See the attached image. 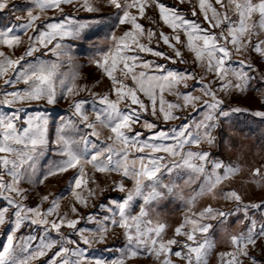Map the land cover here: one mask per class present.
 <instances>
[{"label": "snow or ice", "instance_id": "1", "mask_svg": "<svg viewBox=\"0 0 264 264\" xmlns=\"http://www.w3.org/2000/svg\"><path fill=\"white\" fill-rule=\"evenodd\" d=\"M106 3L115 10L112 13L115 25L108 48L94 63L110 84L107 92H97L87 84L78 85L74 75L61 78L58 63L41 58L44 52L41 57L35 56L41 49L56 57L65 55L59 41L51 48L49 45L57 37L81 38L90 25L73 18L72 12H98L95 0H31L23 5L0 0V10L11 4V11L26 12L24 16H15V21L21 23L0 27L3 81L0 105L14 108L10 113L0 112V199L6 202V206L0 207V228L11 226L6 246L0 250V264H33L50 251L52 255L44 264H125L126 260L141 255L155 257V264H209V254L215 248V240L208 235L213 228L211 221L223 224L241 209L248 227L229 236L232 250L220 253L222 264H264L254 255L258 241L264 249V223L258 225L254 216H249L250 210L264 213V201L245 204L239 191L228 189L222 190L221 195L236 205L234 209L225 211L208 203L202 210L192 211L199 198L216 199L219 186L240 171L238 166L213 158L208 149L200 146L217 143L214 132L221 117L244 111L226 108L220 93L225 96L245 93L253 89L254 81L264 83V64L257 68L252 60L255 54L264 61V0H216L217 6L199 0L198 9L191 0H176L173 5L162 0H106ZM185 3L191 7V17H196L199 11L203 19L185 16L180 7ZM149 9L158 10L159 20L171 33L151 26L157 20L147 15ZM48 11L58 17L41 21ZM142 20H147V28ZM121 26L122 34L117 36L115 28ZM153 39L155 47L151 46ZM161 43L170 51L160 49ZM22 47V53L17 55L16 50ZM182 48L192 54L191 61L185 58ZM142 53L160 61L148 59ZM236 56L244 59L237 61ZM180 64L187 67H175ZM82 91L91 92L94 120H90L85 108L90 101L77 98ZM166 94L175 100L166 99ZM70 97L71 116L61 119L53 141L61 159L38 174L37 163L50 149V117L46 111L28 113L27 109L34 105H55L59 99ZM189 109L202 113V118L193 120L189 115L170 130L161 127L180 120ZM145 113L154 119L143 118ZM254 115L264 117V111H256ZM137 124L148 130L150 139L144 138L142 131H134ZM81 125L90 131L81 134ZM101 128L107 131L102 133ZM146 149L151 154H168L172 158L170 164L164 163L165 156L151 155ZM162 168L168 173L187 168L193 175L186 183L203 177L198 190L188 198L190 214L168 239L164 235L166 223L153 225L152 220L145 219L149 215L148 206L154 202L173 194L184 199L179 185L163 183L159 175ZM69 171H72L69 191L73 199L67 212L60 210L62 197L52 193L42 195L35 206L25 203L32 193L23 185L43 184L50 177ZM253 178L257 184H264L260 168L254 170ZM126 179L132 181L131 187L125 184ZM109 182L125 197L101 203L99 214L83 213V209L90 207L89 200L101 195L106 190L102 185ZM137 198L142 199L143 205L133 214L131 208ZM45 202H49L47 208ZM81 220L95 227L80 226ZM25 226L43 230L44 235L35 247V235H16ZM115 229H122L126 239L121 256L111 261L89 257L88 247L107 243ZM53 231L56 238L50 236ZM180 236L185 239L176 238Z\"/></svg>", "mask_w": 264, "mask_h": 264}, {"label": "crops", "instance_id": "2", "mask_svg": "<svg viewBox=\"0 0 264 264\" xmlns=\"http://www.w3.org/2000/svg\"><path fill=\"white\" fill-rule=\"evenodd\" d=\"M211 0H208L210 2ZM31 0H11L12 4L16 5H23L26 3H30ZM96 4L97 1L95 0ZM176 2V0H169L168 5H173ZM191 4L195 5L198 9V4L199 0H191ZM213 5H216V0H213ZM98 6V5H97ZM105 5L99 4L100 10L95 13H89L83 10H80L78 12H72L73 18L80 20L82 22H88L89 27L85 29V31L82 33L81 38L79 39H74L72 37H65L61 40V38L57 37V40H53L52 44L49 45V48H51L57 41H59L62 46L63 50L66 51L65 55H61L60 57H56L53 55L51 52H46V50L41 49L39 52L35 53V56L41 57V53L44 52L45 55L41 58L43 59H48L52 60L58 63L59 68H58V75L61 78H64L65 76L67 77H72L73 75L76 77L75 82L83 86L85 84L88 85L89 89L92 91H97V92H107L109 88L110 81L105 78L102 75V70H99L94 63V60L99 58L101 53L105 51L108 46H109V37L111 35L110 33V27L108 26L110 23V20L115 21V17L112 15L114 13V9H105L103 10L102 7ZM184 10V15L187 17H190L192 19L196 20H202L203 16L202 14L199 13L196 17H191V7L189 4L185 3L180 6ZM11 9V4L9 8L0 10V27L7 26L8 24L15 22V23H21V21H15V16L16 15H21L24 16L26 15V12L24 11H16L13 12L10 10ZM68 9H66L67 11ZM148 16H151L152 18L157 20V24L151 25L152 27H159L161 28L164 32L166 33H171V29L165 25L161 20L158 18V10L156 9H149ZM58 17V14L53 13L52 11L46 12L43 16H41V21L48 20L49 18H56ZM40 21H38L39 23ZM142 23L145 24V27L147 28L148 22L147 20H142ZM122 28L123 26L119 28H115V33L117 36H120L122 34ZM113 32V31H112ZM33 33L30 31L28 33L29 36H31ZM25 44L23 47L27 46V37H24ZM184 40V37H182V41ZM147 43V41H144ZM151 46L155 47L156 46V41L153 39ZM22 48H18L16 50V54L19 55L23 51ZM160 49L164 51H170V49L166 46L163 45L162 43L159 45ZM182 51H184L185 58L188 59L189 61L192 60V54L188 52L186 49L182 48ZM142 56L152 59L155 61H160V58H157L155 56H152L151 54L148 53H142ZM28 59H32L31 57ZM235 60H242L244 59L242 56H236L234 58ZM258 61L253 60L254 66L257 68H260L262 64H264V61L261 59H257ZM86 66V67H85ZM85 67V68H84ZM175 67L179 68H185L187 65H176ZM84 68V69H83ZM97 81L100 83L97 84ZM3 81L0 80V84H2ZM95 85V87H93ZM18 87H23V85H18ZM248 96L249 97V107L238 105V104H227L228 100L227 99H232L234 96ZM221 97L225 99V107L226 108H240L244 109V111L240 112H232L230 113V116L228 118L221 117L219 121V126L217 127L218 130L222 131L225 127H228L230 131H238L240 133L239 127H237L240 124H242L243 128L242 131H247L249 130V156L252 157L253 159L259 160L260 166L256 168L261 169V173L264 174V117H258L254 115L256 111H264V83L260 82L259 80H256L253 82V89L249 90L248 92L245 93H240V92H234L230 96H225L224 93H220ZM77 98H85L90 101L88 105L85 106L86 110L89 113L90 120H94L95 118V112L93 111L92 104H91V92H81L80 96ZM114 98V95H113ZM166 99L168 100H175L174 97L171 95L166 94ZM229 99V101H230ZM71 97L67 100L65 99H59V102L55 105H34L30 106L27 109L28 113H34L37 111H46L47 114L50 117V122H49V140H50V149L49 151L38 161L37 167H38V174L39 172L46 171L47 168L50 166V164L55 163L61 157L57 154L56 148L57 146L53 143L55 140L56 136V127L60 124V121L62 118H68L71 116L72 110L69 107ZM120 107L123 109L124 104L122 103ZM14 108L11 106H6V105H0V112H7L10 113L13 111ZM191 109L187 110L181 115L180 120L176 121H169L166 123L165 126L169 125L170 130L173 126L175 125H180L181 123L184 122L185 117L190 115ZM202 116V113L198 112ZM185 116V117H184ZM143 118L153 120L154 118L150 117L147 113L144 114ZM161 127L164 129V127L161 124ZM81 130H83L84 134L85 132H88L90 130L84 129L83 125L80 126ZM249 128V129H248ZM102 133L106 132L107 129L101 128L99 129ZM135 130L142 131L144 134V138L150 139V133L146 129H141L140 125L137 124L134 128ZM101 139H104L103 135L101 136ZM168 143H171L169 140ZM216 145V144H215ZM189 146H185V151L188 150ZM201 148H212L213 146L209 147L206 143L202 144L200 146ZM191 148L196 150L195 145H191ZM212 154L213 158L223 160L225 163V158L218 152H212L211 149H208ZM146 152L150 153V150L146 149ZM133 154L135 155V150H133ZM151 154V153H150ZM151 155H163L165 156L164 163L165 164H170L171 159L168 154L165 153H158V154H151ZM177 162H179V157L175 158ZM257 164V162H255ZM255 168V169H256ZM254 169V170H255ZM177 169H174L172 173H168L165 168L161 169L160 178L163 181V183L166 184H171L175 183L179 185V190H182L186 188V181L189 179L190 175H193L190 170L187 168H181V172L177 171L179 174L176 175ZM253 170V172H254ZM252 172V174H253ZM115 178H119L118 175L113 174ZM57 180L53 181L52 178L50 177L47 181H45L43 184H25L23 185L26 188H29L31 191L32 195L30 196V199L26 201L29 206H35L37 203L40 201V197L44 194L52 193L54 196H59L62 197L61 199V212H67L69 210V204L72 201L73 197L70 194V184L69 181L72 177V172H69L68 174H63L60 176ZM102 178V174L98 175V179ZM203 180V177L200 178V180ZM197 181V184L201 183V181ZM125 184L128 187L132 186V181L126 179ZM198 184V187H199ZM195 182L191 183V188L189 187V190H198V187L195 188ZM91 186V185H90ZM105 187V191L97 196L95 199H90L89 204L90 207L88 209H83V213H88L89 211L95 212L97 214L102 212V209L98 207L101 203H109L112 200H122L125 197L124 192H120L118 189L114 188L111 186L110 182L102 185ZM178 190V191H179ZM228 190V189H226ZM183 194L185 195H190L189 191L184 192ZM86 195V192H85ZM111 195V196H110ZM106 196V197H105ZM188 198L181 199L179 195L173 194V195H168L164 197L163 199L154 202L150 206H148V217L145 219H150L153 222V225L156 222H163L167 224V228L165 230V239L172 238L174 236L175 228L178 227L180 224L184 223V217L186 215H189V204L184 206V202L187 201ZM173 201V204H172ZM264 201V199L262 200ZM262 201H257L256 203H261ZM230 201H228L229 203ZM171 203V204H170ZM209 203V202H208ZM223 203L226 204V201L220 200L218 203L215 202L213 207L220 208L222 210L226 211L228 209H234L236 205L234 203H229V207L226 208ZM250 203V202H249ZM49 202L44 203V207L47 208ZM143 205V201L140 198H137L132 205L131 211L133 214H137L140 210V207ZM6 206V202L3 199H0V207ZM179 206V207H178ZM184 207V208H183ZM205 205H197L195 204L194 208H192V211H199L202 210ZM242 210V209H241ZM249 216L253 217L257 220L258 225L260 223H264V213L258 211V210H250L249 211ZM230 217V216H229ZM227 218V220L223 223L220 224L219 220L216 221H211L213 223V228L209 231V236L212 237L215 240V248L211 251L209 254V264H222L220 253L221 252H227L229 250L225 251H218L219 247V242L223 240V238H226V240H229L228 236H223L222 233L225 234V231L221 230V227L225 224L227 225L228 223H231V219ZM233 222H236L233 220ZM80 226H83L85 228H94L95 225L92 223H87L84 220H81ZM11 232V226L6 224L2 228H0V250L4 246H6L7 243V235H9ZM16 235L19 236H25L27 237L28 235H35L36 240L33 241V247H35L37 244L40 242V237L44 235L42 228L32 226L31 228L25 226L20 229L19 232L16 233ZM227 235V234H225ZM50 236L52 238H56V233L53 231L50 233ZM177 239L184 240L185 237L180 236L176 237ZM259 242V241H258ZM126 245V239L123 235V230L122 229H115L113 230V234L109 235L107 243L104 244H92L91 246L88 247V255L89 257H95V258H103L105 261H111L114 259H117L121 256V250L125 247ZM58 247V246H57ZM177 246H173V250H176ZM55 249H53L54 251ZM52 252H48V254L44 257L38 258L36 261L33 262V264H44L46 260H48L49 257H51ZM257 256V255H256ZM258 257V256H257ZM173 260H175V257H172ZM262 258H264V249L262 251ZM224 261H227V257L224 258ZM125 264H155V257H149L147 255H141L135 258H131L129 260H126Z\"/></svg>", "mask_w": 264, "mask_h": 264}, {"label": "rangeland", "instance_id": "3", "mask_svg": "<svg viewBox=\"0 0 264 264\" xmlns=\"http://www.w3.org/2000/svg\"><path fill=\"white\" fill-rule=\"evenodd\" d=\"M96 1H97L98 6H99V4L105 5L104 7H102L103 10H105V9L112 10L111 8H109L107 6L106 0H96ZM162 2L168 4L169 0H162ZM209 3L213 4V0H211ZM257 59L260 60L259 56L254 54V56L252 57V60L258 61ZM239 95L240 96H235V97L233 96L232 99L229 98L230 101H229V99H227L228 100L227 104L229 105L232 103V104H238V105H242V106L244 105L246 107H249V97L248 96H246V97L241 96V94H239ZM190 116L192 117L193 120H198V119L202 118V116L200 114H198V112H193V111H190ZM165 125L166 124H162L164 129L165 130L169 129L170 126L169 125L165 126ZM242 126L243 125L240 123L237 126V127H239L238 129L241 130L240 133L238 131H235V130L232 132L228 129V127H225L224 129H222V131H220L218 129L215 130L214 135L217 137L216 145H214L212 148L206 147L205 149H211L212 152L220 153L225 158L226 163H231L234 166H238L240 168V171L233 178H231L230 181H227L224 184L219 186V188L217 189V198L216 199H212L211 197L204 196V197H201L197 200V202H196L197 205L203 204V205L207 206V204L209 202L212 204V206H214L215 202L218 203L220 200L226 201L222 198V195H221L222 190H226V189H235V190L239 191L244 197V203L245 204H249V202L250 203H256L257 201H262L264 199V184H257L255 179L253 178V174H252L253 170L256 167H259L261 163L258 162L259 160L256 161V159H253L252 157L249 156V143H247V142H249V130L242 131V129H241V128H243ZM82 133H83V130H81V134ZM255 162H257V164ZM175 171H176V175L179 176L178 173L181 172V169H177ZM177 171H179V172L177 173ZM69 172H72V171H69ZM68 173H64V174H68ZM60 177H61V175H60ZM57 178H59V177H54L52 179H53V181H55V180H57ZM199 180L195 181V185H194L195 188L198 187L199 182L197 184V181H199ZM200 181H202V179ZM189 187L190 188L192 187L191 183H188V185H186V188L183 189L184 192L189 191V193H190V195L184 194V200L186 198H189L191 195L194 194L193 189L189 190ZM229 203H228V201H226V204L223 203V205L226 208H228ZM231 203H233V202H231ZM172 204H173V201H172ZM183 204H184V206H185V204L188 205L189 204L188 200L185 201ZM225 211H226V209H225ZM229 218L231 219V221H230L231 223H228L227 225L224 224L221 227V230L225 231V234H227V235H225L224 233H222L223 236L229 237L232 234H239L240 232L244 231L248 227V221L244 218L243 210H241L239 212H233V214ZM233 220L236 222H233ZM257 243H258V246L254 249V255H257L258 258H260L262 261H264V258H262L263 249L259 246L260 241ZM218 247H219V249L217 252H219L221 250L222 251H225V250L231 251L232 250L230 242H229V240H226V238H223V240H221L219 242Z\"/></svg>", "mask_w": 264, "mask_h": 264}, {"label": "trees", "instance_id": "4", "mask_svg": "<svg viewBox=\"0 0 264 264\" xmlns=\"http://www.w3.org/2000/svg\"><path fill=\"white\" fill-rule=\"evenodd\" d=\"M114 25H115V21L110 20V23L108 25L110 27V33H112V31L114 30Z\"/></svg>", "mask_w": 264, "mask_h": 264}]
</instances>
